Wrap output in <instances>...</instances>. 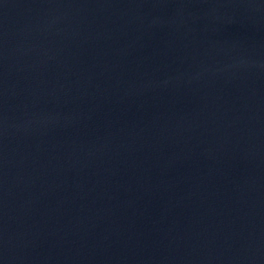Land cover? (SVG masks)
Segmentation results:
<instances>
[{"label": "water", "instance_id": "water-1", "mask_svg": "<svg viewBox=\"0 0 264 264\" xmlns=\"http://www.w3.org/2000/svg\"><path fill=\"white\" fill-rule=\"evenodd\" d=\"M0 264H264V0H0Z\"/></svg>", "mask_w": 264, "mask_h": 264}]
</instances>
